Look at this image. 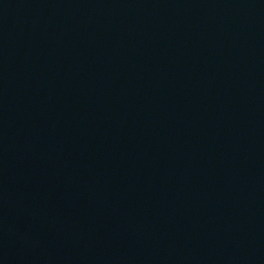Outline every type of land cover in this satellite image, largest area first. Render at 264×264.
Segmentation results:
<instances>
[{
    "label": "water",
    "instance_id": "obj_1",
    "mask_svg": "<svg viewBox=\"0 0 264 264\" xmlns=\"http://www.w3.org/2000/svg\"><path fill=\"white\" fill-rule=\"evenodd\" d=\"M0 264H264V0H0Z\"/></svg>",
    "mask_w": 264,
    "mask_h": 264
}]
</instances>
